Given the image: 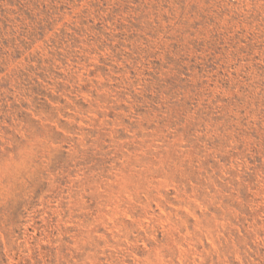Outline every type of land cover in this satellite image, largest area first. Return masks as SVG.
<instances>
[{
    "label": "rangeland",
    "instance_id": "374dc122",
    "mask_svg": "<svg viewBox=\"0 0 264 264\" xmlns=\"http://www.w3.org/2000/svg\"><path fill=\"white\" fill-rule=\"evenodd\" d=\"M0 264H264V0H0Z\"/></svg>",
    "mask_w": 264,
    "mask_h": 264
}]
</instances>
